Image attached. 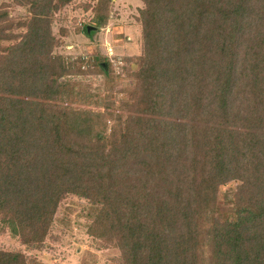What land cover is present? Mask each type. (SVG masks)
<instances>
[{"label":"trees","instance_id":"16d2710c","mask_svg":"<svg viewBox=\"0 0 264 264\" xmlns=\"http://www.w3.org/2000/svg\"><path fill=\"white\" fill-rule=\"evenodd\" d=\"M14 1L22 18L0 8L2 229L38 248L74 195L120 264H264V0H142L120 89L103 54L54 52L71 0ZM113 91L119 104L100 103ZM0 264L47 263L0 248Z\"/></svg>","mask_w":264,"mask_h":264},{"label":"rangeland","instance_id":"374dc122","mask_svg":"<svg viewBox=\"0 0 264 264\" xmlns=\"http://www.w3.org/2000/svg\"><path fill=\"white\" fill-rule=\"evenodd\" d=\"M97 2L98 0H71L55 13L52 33L58 44L54 52L74 57L92 56L98 52L103 54L108 57L114 73L119 76L115 83L116 89H120L122 79L131 83L126 78L127 73L135 71L138 56L142 54V33L138 17L143 1L111 0L107 10V23L100 29L90 27L89 31L84 32V24L92 26L91 19L96 15ZM0 8L8 10L10 17L15 20L26 14V7L14 0H0ZM76 78L75 76L73 79ZM82 78L92 92L101 80V76L97 74ZM122 96V93L113 91L110 99L101 100L100 103L119 104ZM100 103L91 106L100 109ZM76 106L82 105L76 103ZM236 184L233 181L222 185L220 192L232 190ZM89 208L90 204L86 199L66 195L57 207L49 234L42 246L27 247L20 238L11 235L9 229H2L0 226V248L20 250L47 264H120V251L117 247H103L89 235Z\"/></svg>","mask_w":264,"mask_h":264},{"label":"water","instance_id":"95a60500","mask_svg":"<svg viewBox=\"0 0 264 264\" xmlns=\"http://www.w3.org/2000/svg\"><path fill=\"white\" fill-rule=\"evenodd\" d=\"M91 26H88V29H90Z\"/></svg>","mask_w":264,"mask_h":264}]
</instances>
